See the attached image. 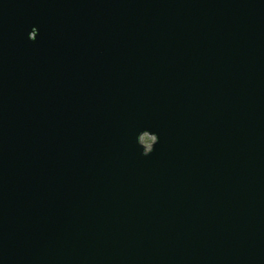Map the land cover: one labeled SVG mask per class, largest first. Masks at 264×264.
<instances>
[{
  "label": "water",
  "instance_id": "1",
  "mask_svg": "<svg viewBox=\"0 0 264 264\" xmlns=\"http://www.w3.org/2000/svg\"><path fill=\"white\" fill-rule=\"evenodd\" d=\"M0 264H264V0H0Z\"/></svg>",
  "mask_w": 264,
  "mask_h": 264
},
{
  "label": "rangeland",
  "instance_id": "2",
  "mask_svg": "<svg viewBox=\"0 0 264 264\" xmlns=\"http://www.w3.org/2000/svg\"><path fill=\"white\" fill-rule=\"evenodd\" d=\"M155 141V138L149 135H144L142 137V143L148 148L150 149L153 142Z\"/></svg>",
  "mask_w": 264,
  "mask_h": 264
}]
</instances>
